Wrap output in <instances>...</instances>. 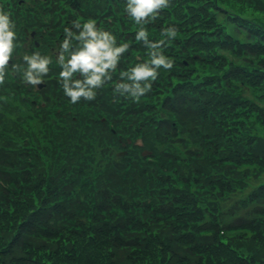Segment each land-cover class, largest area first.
Returning <instances> with one entry per match:
<instances>
[{
    "label": "trees",
    "instance_id": "1",
    "mask_svg": "<svg viewBox=\"0 0 264 264\" xmlns=\"http://www.w3.org/2000/svg\"><path fill=\"white\" fill-rule=\"evenodd\" d=\"M55 1L70 9L85 7L102 22V17L109 18L113 28L105 26L110 31L105 47L110 50L121 41V54L113 51L110 59L102 55L103 46L96 53L93 47L89 52L82 45L68 50V45L58 44L62 53L80 60L81 76L68 85L47 80L41 92L46 95L45 108L21 102L18 86L7 78L1 84L0 110L9 107L11 113H0V231L11 229L12 235L3 236L0 264L10 255L17 261L9 258V264H243L235 243L222 241L229 231L238 230L250 231L264 256V232L256 224L264 218V187H259L263 180L243 197L244 176L238 171L246 162L262 172L264 147L248 143L250 123L241 100L217 90L198 68L203 60L211 61L199 56V41L216 44L221 35L201 39L199 32H210L204 24L196 26L189 20L183 28V19L167 18L159 25L153 20L143 25L146 31L138 41L139 27L127 19L124 8L117 10L120 0ZM31 4L40 15V1ZM175 4L184 6L185 0ZM213 4L217 12H226L214 0ZM139 7V3L133 6ZM0 8L10 14L22 11L17 0ZM183 14L184 9L177 15L183 18ZM224 16L227 21L235 17ZM236 27L244 28L238 23ZM250 27L255 32L248 31L249 40H257L260 29ZM2 43L3 52L20 50L9 33ZM246 49L247 56L255 54ZM131 50L140 52V60ZM25 53H33L32 46ZM150 56L152 66H135ZM96 61L98 71L93 69ZM24 62L23 57L14 61L21 76L28 65ZM49 65L33 70L43 78L63 71ZM229 76L247 79L250 73L242 68ZM147 108L154 113L144 115ZM160 109L166 112L161 118ZM100 111L106 113L105 121L98 120ZM108 120L118 124L124 120L128 132L142 131L143 146H134L128 158L119 157L123 140L109 131ZM179 120L193 127L182 126L177 132ZM197 124L202 129H196ZM171 140L182 143L183 155L166 145ZM144 149L156 164L145 160ZM174 159L180 164L172 167L169 161ZM170 168L182 186L171 181Z\"/></svg>",
    "mask_w": 264,
    "mask_h": 264
},
{
    "label": "rangeland",
    "instance_id": "2",
    "mask_svg": "<svg viewBox=\"0 0 264 264\" xmlns=\"http://www.w3.org/2000/svg\"><path fill=\"white\" fill-rule=\"evenodd\" d=\"M185 1L184 6L176 5L175 0H172V3H166L165 1L161 3L155 0L153 3L158 7V14L163 16L164 20L171 17L183 19V28L187 26V21L189 20L196 26L204 24V27L210 29V32H203V30L199 32L202 33V35L199 34L201 39L209 38L213 36V34L217 37L221 35V41L216 44H214L213 41H199L198 47L201 49L200 51L205 53L207 56L206 58H210L211 61L207 62L203 60L201 66H198V68L202 67V69H204L203 77L208 80V82L214 84L217 90L220 89L225 93H229L232 97H238V99L241 100V103H238H240L242 107H245L243 113H248L247 117L250 123V131H248V135H250L247 136L248 143L252 146L259 145L263 148L264 87L260 85L258 80L264 83V78H262V76L264 77V46L262 45V40H260V42L258 41L259 39H264V0H214V3L218 6L227 9L224 13L216 11L213 0ZM188 4H193L194 6ZM181 7L184 9L185 13L182 15L183 18L177 15L183 12ZM226 13L233 14L235 17L227 21L224 16ZM239 19H242V21ZM236 22L240 27H244L245 29L236 27ZM255 25L260 29L261 35L255 37L257 40H249L248 31L255 32L253 27H250ZM175 29L178 28L175 27ZM246 47H249L251 51H255V54L251 57L247 56L244 53L247 51ZM213 63H215V65H212ZM212 67H214V69H212ZM242 68L244 72L250 73L249 78L243 79L242 77L229 76L230 71H240ZM178 123L180 127H193L189 126L190 123L186 122V120H179ZM194 126L198 130L202 129L201 125L197 124ZM166 145L171 147V143H166ZM238 171L243 172L242 176H244L243 181L245 188L242 189V193L244 194L243 197L262 180L263 182H261L259 187H264V167L262 172L248 166ZM174 172L175 169L170 168L169 177H171ZM171 181L176 185H180L177 182L176 175L172 176ZM241 185H243L242 182ZM53 223H57V221L54 220ZM256 224L257 229H262L264 232V218L259 217ZM249 232L248 230L229 231V234H227L226 238L222 239V241L223 243H229L231 241L235 243L239 262L243 264L244 262L250 264H264V256L258 251V244L254 245V242L259 243V240H257L256 237L249 236ZM0 234L2 235L0 236L1 253L4 250V244L6 242L3 236L10 237L12 235V230L5 228L0 231ZM256 234L258 233L256 232ZM111 237L112 236H110V238ZM169 237L174 238V234H169ZM232 247L233 246H227L228 249ZM18 255H22V253L18 252ZM9 258L13 259L15 262L17 261L14 257L11 258V255ZM9 258H6L5 264H9Z\"/></svg>",
    "mask_w": 264,
    "mask_h": 264
}]
</instances>
